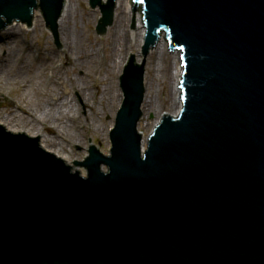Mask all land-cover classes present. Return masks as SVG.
Listing matches in <instances>:
<instances>
[{
	"label": "water",
	"instance_id": "obj_1",
	"mask_svg": "<svg viewBox=\"0 0 264 264\" xmlns=\"http://www.w3.org/2000/svg\"><path fill=\"white\" fill-rule=\"evenodd\" d=\"M140 2L144 62L132 56L118 78L111 155L92 146L75 162L88 177L0 125V264H264V0H132V40ZM90 5L103 36L117 2ZM39 8L60 47L64 0H0V28L32 25ZM161 31L183 51L182 108L143 153L144 69Z\"/></svg>",
	"mask_w": 264,
	"mask_h": 264
},
{
	"label": "rangeland",
	"instance_id": "obj_2",
	"mask_svg": "<svg viewBox=\"0 0 264 264\" xmlns=\"http://www.w3.org/2000/svg\"><path fill=\"white\" fill-rule=\"evenodd\" d=\"M75 6L77 9L72 11ZM69 9L73 13V21L71 35L68 34V53L65 52L66 41L60 26L57 32L60 47H57L54 32L47 27L40 10L33 14L32 25L17 22L0 30V123L9 129L29 132L39 130L42 147L64 156L67 158L64 160L73 166L74 171L78 170L81 175L86 176V169L76 166L75 162H84L91 155L89 150L92 146L103 155H110V132L124 100L118 78L122 76L132 56L135 57L136 65L143 64L137 57L144 56L142 49L146 36L138 47L141 42L138 33L140 31L135 25L132 40L133 18L130 17L128 22L126 20V33L134 50L126 48L125 52L114 54L111 50L116 38L113 39L111 32L116 23L117 8L114 23L103 36L96 32L101 10L93 9L90 0H73ZM161 50L163 47L158 43L148 54L144 69L146 93L142 107L143 118L138 130L140 133L144 132L147 137L163 119L164 114H171L169 110L173 107L167 88L169 84L165 81V77L170 79V74L165 72L166 66L169 65L167 57L156 56L152 63L150 60L148 62L153 51ZM87 53L96 55L98 60L110 54L113 56L111 66L116 71H113L114 77H110L112 81H107L108 76L112 74L104 73L102 84L95 86V78L91 77L92 61L81 59ZM165 55L168 56V53ZM68 60L73 61V64L64 66ZM115 61L118 63L117 68ZM24 65L26 69H23ZM54 68H63L60 80L63 79L66 83L68 79L72 80L74 86L69 84L60 89L58 83L45 86L43 78L40 79V73L51 77ZM149 69L153 70L155 77L147 75ZM21 70L22 73H19ZM17 74L21 78H17ZM53 91L59 99L50 101ZM91 92L96 94V98H91ZM36 115L39 122L34 121ZM146 124L150 127L145 128ZM48 141L54 143L50 144ZM77 148L85 151H79ZM103 170L107 171L106 167H103Z\"/></svg>",
	"mask_w": 264,
	"mask_h": 264
},
{
	"label": "bare ground",
	"instance_id": "obj_3",
	"mask_svg": "<svg viewBox=\"0 0 264 264\" xmlns=\"http://www.w3.org/2000/svg\"><path fill=\"white\" fill-rule=\"evenodd\" d=\"M71 1H73V0H64V6H65L64 9L65 10H64L63 15L60 17V21H59L60 29L63 31V35L65 36V41H66L65 52L66 53H68L69 47H70V42H69L70 37L68 36V34L71 35V25H72V21H73L72 20L73 13H71L70 11L71 10L75 11L77 9L76 6L72 7L71 10L69 9V7H71ZM36 2H37L38 6L41 5V0H36ZM116 2H117L116 8L118 11H117V16H116V23H115V26L113 27V30L111 32V34L113 35V39L116 38V40H115L116 46L115 45H114V47L112 46V50H111V52L114 54H118V52H120V51H121V53L125 52L126 48L128 50H131V51L134 50V47L130 44V41L128 40L127 33H126V27H127L126 20L128 22L130 17L133 18L132 0H116ZM141 3L142 2H140L139 4H141ZM142 4L140 5V9L137 11L138 13L136 14V26L140 31L138 33H139V37L141 39V42L139 43L138 47L141 45L143 39L147 35V29H146L147 26L145 25V19H144L145 16L143 13V9H142L143 5ZM39 10L42 13L43 18L45 20V17H44L42 10L40 8H39ZM39 10L34 11V13L36 14ZM45 23L47 25L46 20H45ZM160 34L162 36L160 37L159 45H162L163 50H161L160 52L153 51L151 57L149 56V58H148V62L150 60V63H152L156 59V56H161L164 58L167 57L166 59L168 60L169 65L166 66L165 72L167 74H170V79L165 77V81L169 84L167 86V88H168V91L170 94L171 102L173 104V107L171 108V110H169V111H171L170 112L171 114H169V113L168 114L173 116V117H177L180 114V111L182 108L180 84H181V77L183 74V59H182L183 51L176 50L175 52L173 51L174 53H171L172 50L169 51L170 50V42H169V40H167L165 38L166 33L164 31H161ZM97 53H98V51L96 52V54ZM167 53H168V56L165 55ZM112 58H113V56L111 54L109 56H106L102 60H98L96 55L91 56L88 53L82 56L81 59H88V60L92 61V68L93 69L91 71V77L95 78V80H94L95 86L99 87L102 84V76L104 73H107L108 75H109V73L112 74V75L108 76L107 81L109 79L111 80L110 77H112V78L114 77V74H115L114 72L116 70L111 66ZM137 58L140 61L144 62V56L141 55L140 57L138 56ZM72 64H73V61L68 60L64 63V66H68V65H72ZM115 64H116V68H117V64H118L117 61H115ZM23 69H26L25 65H24ZM62 71H63V68H54V73L52 74L51 77L47 76L45 73H40V79L43 78V84L47 87H49L50 85H53V84L55 85L56 83H58V89L63 88L69 84L73 87L74 85L72 84V80L68 79L67 83L63 79L60 80L61 79L60 74ZM34 72H35V69L33 70V73ZM19 73H22V70L19 71ZM147 75L148 76L150 75L152 78L155 77L153 75L152 69H149V72ZM17 78H21V77H19V75L17 74ZM16 88L19 89L18 87H16ZM54 93L55 92L53 91V95H52L50 101L59 99L58 95L56 93L55 94ZM90 95H91L92 99H93V96L96 98V94L91 92ZM148 108L150 110L152 109L151 106H149ZM34 121L39 122V117L37 115L35 116ZM158 124L159 123H157L156 126ZM2 125H4V124H2ZM4 126L6 127V129L12 130L14 132H25L28 135L33 136V137L41 136L39 130H33L32 132H29V131H22V130H18V129H9L6 125H4ZM149 127H150V125L146 124L145 128H149ZM155 128H154V130H155ZM154 130H153V132H154ZM140 134L142 135V142L141 143H142V152L144 153L145 147L148 145V142H149V136L151 134L148 137L145 135L144 132L143 133L141 132ZM48 143L53 144L54 142L48 141ZM111 149H112V146H111ZM56 155L63 158V159L65 158L64 156H62L60 154H56ZM110 155H111V151H110ZM65 159H67V158H65Z\"/></svg>",
	"mask_w": 264,
	"mask_h": 264
}]
</instances>
